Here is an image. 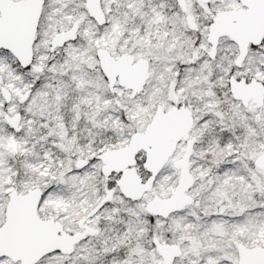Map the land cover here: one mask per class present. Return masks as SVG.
Wrapping results in <instances>:
<instances>
[{
	"label": "snow or ice",
	"instance_id": "6c2138e0",
	"mask_svg": "<svg viewBox=\"0 0 264 264\" xmlns=\"http://www.w3.org/2000/svg\"><path fill=\"white\" fill-rule=\"evenodd\" d=\"M0 264H264V0H0Z\"/></svg>",
	"mask_w": 264,
	"mask_h": 264
}]
</instances>
